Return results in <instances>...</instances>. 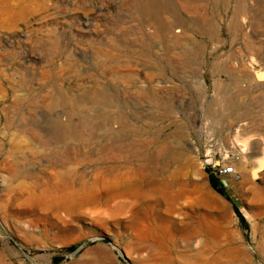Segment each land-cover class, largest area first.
I'll list each match as a JSON object with an SVG mask.
<instances>
[{
  "label": "rangeland",
  "instance_id": "374dc122",
  "mask_svg": "<svg viewBox=\"0 0 264 264\" xmlns=\"http://www.w3.org/2000/svg\"><path fill=\"white\" fill-rule=\"evenodd\" d=\"M263 70L264 0H0V264H264V169L251 178L264 157L255 167L249 152L260 144L263 155L264 141L235 133L232 157L224 144L227 128L245 127L231 107L253 104ZM56 120L177 145L181 210L170 216L189 227L164 224L158 252L131 211L35 188L51 175L29 127ZM204 154L238 174L223 178L227 199L210 187ZM85 158L92 188L99 166Z\"/></svg>",
  "mask_w": 264,
  "mask_h": 264
},
{
  "label": "bare ground",
  "instance_id": "6f19581e",
  "mask_svg": "<svg viewBox=\"0 0 264 264\" xmlns=\"http://www.w3.org/2000/svg\"><path fill=\"white\" fill-rule=\"evenodd\" d=\"M166 27L165 29L169 31L173 30L176 23L172 21ZM263 79L264 72L256 75V81ZM38 126L29 127L30 130H28L37 139L36 151L41 152L49 159L47 168L51 176L35 178L33 182L35 188L47 187L51 189L47 191L55 193L72 190L70 195H78L84 199L83 201H104L107 204H113L116 209L131 211L132 219L139 224L144 222L151 233L153 242L148 247L158 252L163 247L164 224L170 226L173 233H180V235L191 224L188 222L189 225L185 224L184 226L181 219H174L170 216L173 213L178 215L181 210L176 206L177 200L182 195L178 175L180 167L185 163L181 154L179 155L180 151L178 153L177 145H173L174 143L158 141L150 149L148 143L134 138L137 136L134 130L130 131L127 128L122 130L123 136L120 137L118 133L121 134V131H117V133L110 126H104L102 135L96 133L98 126H85L79 129L70 123H61L57 120L52 121L48 132ZM107 137H112L114 143L103 144ZM238 146L239 151H242L243 154L248 152L241 144ZM94 151H98V158H95ZM86 155L94 157L99 166L94 171L100 176L93 178L94 187L92 188L88 187L90 183L86 179L87 172L85 170L88 168ZM263 157L264 154L260 153L255 161V167L259 165ZM168 161H171L174 166L171 182L162 178L168 169L165 168ZM263 169L262 165L259 171L254 170L251 178L254 179ZM11 171L9 169V173ZM157 176L160 179H157ZM76 188L77 191H75ZM197 231L194 227L189 228L192 239L198 234ZM217 264H221V262H217ZM225 264H242V262L237 259H228Z\"/></svg>",
  "mask_w": 264,
  "mask_h": 264
},
{
  "label": "crops",
  "instance_id": "0c3cea01",
  "mask_svg": "<svg viewBox=\"0 0 264 264\" xmlns=\"http://www.w3.org/2000/svg\"><path fill=\"white\" fill-rule=\"evenodd\" d=\"M253 97H255V99H252L253 104L250 102V104L231 107L230 113H232V115L229 118L232 119V122L239 124V126L245 124V127H241L238 130H236V127H233V125H231L229 129L227 128L229 135L226 131L224 144L231 157L237 152L234 140L232 139L235 133L240 138H261V140L264 141V90H256ZM259 140L260 139H258V141ZM251 146L250 153L260 154V144H251ZM245 147H248L247 143L244 148Z\"/></svg>",
  "mask_w": 264,
  "mask_h": 264
},
{
  "label": "built area",
  "instance_id": "2783aa9c",
  "mask_svg": "<svg viewBox=\"0 0 264 264\" xmlns=\"http://www.w3.org/2000/svg\"><path fill=\"white\" fill-rule=\"evenodd\" d=\"M203 157V166L207 174L212 175L217 179L220 178L221 181H224L223 178L227 176H231L233 179L238 178V174L231 164L224 165L222 161L212 160L210 157H206L205 154L203 155ZM226 157L227 155H223L222 160H224Z\"/></svg>",
  "mask_w": 264,
  "mask_h": 264
},
{
  "label": "trees",
  "instance_id": "16d2710c",
  "mask_svg": "<svg viewBox=\"0 0 264 264\" xmlns=\"http://www.w3.org/2000/svg\"><path fill=\"white\" fill-rule=\"evenodd\" d=\"M207 175H208V183H209L210 187L227 199V197L224 194L223 190L220 188L222 186L220 181L217 178L213 177L212 175H209V174H207ZM233 212L239 218L240 222L243 223L242 217L240 216V214L237 211V209L234 208V207H233Z\"/></svg>",
  "mask_w": 264,
  "mask_h": 264
},
{
  "label": "water",
  "instance_id": "95a60500",
  "mask_svg": "<svg viewBox=\"0 0 264 264\" xmlns=\"http://www.w3.org/2000/svg\"><path fill=\"white\" fill-rule=\"evenodd\" d=\"M220 183H221L222 186H225V185H226L224 181H221ZM120 254H121V256L124 258V256L122 255L121 252H120Z\"/></svg>",
  "mask_w": 264,
  "mask_h": 264
}]
</instances>
